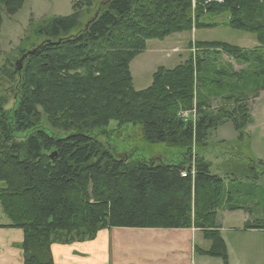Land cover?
Segmentation results:
<instances>
[{"label": "trees", "instance_id": "obj_1", "mask_svg": "<svg viewBox=\"0 0 264 264\" xmlns=\"http://www.w3.org/2000/svg\"><path fill=\"white\" fill-rule=\"evenodd\" d=\"M207 1L107 0L83 26L81 12H93L94 1L81 0L72 16L32 30L44 41L22 51L20 59L33 51L22 72L0 69V206L9 227L24 232V264H55L54 245L118 228L197 229L211 243L198 253L230 264L219 212L260 208L264 200L250 191L264 171L241 166L227 181L200 154L192 163L187 154L206 150L211 132L227 123L241 142L254 123L249 99L264 91V0ZM23 3L0 0V27ZM220 26L259 46L194 41L185 63L159 68L150 88L135 89L131 64L148 42ZM186 112L197 114L195 123ZM113 125L139 128L145 142L182 157L134 163L98 138ZM246 230L264 231V216Z\"/></svg>", "mask_w": 264, "mask_h": 264}, {"label": "rangeland", "instance_id": "obj_2", "mask_svg": "<svg viewBox=\"0 0 264 264\" xmlns=\"http://www.w3.org/2000/svg\"><path fill=\"white\" fill-rule=\"evenodd\" d=\"M93 1L94 8L93 12L89 13L90 15L87 14L86 9L81 12L83 16L81 23L83 26H88L97 18V12L95 13L97 11L96 6L99 8L100 4L107 0ZM79 2L81 0H24L21 9L17 13L13 16L4 15L3 23L0 27V69L10 64L15 69L16 62L20 59L22 51L30 50L33 45H39L44 41L43 39L39 40L31 37L35 27L54 18L72 16L75 13V6ZM206 22L211 23L213 20L208 18ZM194 41L223 42L245 49H254L259 46L255 36L234 31L224 26L212 30L207 29L194 31L193 33L177 34L167 38L165 41H150L147 44L146 52L142 53L131 64L135 89L143 91L150 88L153 84V76L159 68L172 70L185 63L190 56L189 47ZM236 68L239 69L238 66ZM249 103L254 123L247 128L243 141L239 142L241 135L234 128V125L227 123L218 130L211 132L206 150L193 147L192 151H188L190 154H187V159L192 163L195 161V157L200 154L212 165V174L227 178V181L232 179L231 173L236 169L238 170L241 166L248 165V168L260 167L259 171L263 172L264 91L260 92L258 98L252 96L249 99ZM15 106L16 103L13 102L10 108H17ZM186 113L189 116L186 117L185 121L187 123H195L197 114L195 112ZM44 126L53 133L63 135L62 130L52 127V122L49 123L47 121ZM113 126L109 129L110 132L107 134L102 132L98 138L104 142L109 139L111 147L116 151V154L131 158L134 163L155 159V163H160V160L167 163L182 157V154L175 149L165 145H151L149 142H145L140 135L139 128L131 129L130 127L119 128V126ZM244 185H247V183H244ZM2 186L0 182V187ZM253 189L250 192L264 200V180L257 185H253ZM237 198H239V195H237ZM261 202V207L253 211L256 217L250 222L259 220V218L261 219L264 216V202ZM242 220V214H230L225 209L219 212V223L225 228L223 236L232 250L230 264H237L238 262V255L234 252L237 247L249 246V250L252 252V245H258L260 248L258 253L259 264H264V233L255 236L238 234L232 237L231 234L234 232L231 233V231L241 228ZM7 222H10V220L7 219L0 206V224ZM238 244L240 245L238 246ZM220 263L222 264L221 261Z\"/></svg>", "mask_w": 264, "mask_h": 264}, {"label": "crops", "instance_id": "obj_3", "mask_svg": "<svg viewBox=\"0 0 264 264\" xmlns=\"http://www.w3.org/2000/svg\"><path fill=\"white\" fill-rule=\"evenodd\" d=\"M229 213L242 214L243 218L241 228L231 231L234 232L230 233L232 237L238 234L255 236L264 233L259 230H246L248 222L256 217L254 212ZM9 226L10 222L0 224V264H24V232ZM224 231L222 226V235ZM227 246L230 258L232 250L229 244ZM251 247L252 252L249 246H240L234 250L238 255L237 264H259L260 248L258 245ZM210 248L211 243L206 241L202 231L197 229L118 228L101 232L96 240L91 242L56 244L52 253L55 264H221L220 261L224 264L222 260L198 253V249L208 251Z\"/></svg>", "mask_w": 264, "mask_h": 264}, {"label": "water", "instance_id": "obj_4", "mask_svg": "<svg viewBox=\"0 0 264 264\" xmlns=\"http://www.w3.org/2000/svg\"><path fill=\"white\" fill-rule=\"evenodd\" d=\"M32 54H33V51H29L27 54H25L21 59H19V60L16 62V65H15V70H16V72L19 73V72H22V71H23L27 59H28Z\"/></svg>", "mask_w": 264, "mask_h": 264}, {"label": "built area", "instance_id": "obj_5", "mask_svg": "<svg viewBox=\"0 0 264 264\" xmlns=\"http://www.w3.org/2000/svg\"><path fill=\"white\" fill-rule=\"evenodd\" d=\"M212 3H215V1L214 0H208L206 2V4H212ZM187 116H189V114L188 113H184L183 114V119L185 120ZM193 171H194V168H193ZM183 177H186V174H184Z\"/></svg>", "mask_w": 264, "mask_h": 264}]
</instances>
